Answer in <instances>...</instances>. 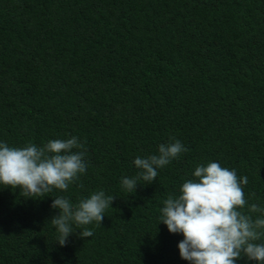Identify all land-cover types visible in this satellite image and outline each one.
<instances>
[{"label": "trees", "instance_id": "trees-1", "mask_svg": "<svg viewBox=\"0 0 264 264\" xmlns=\"http://www.w3.org/2000/svg\"><path fill=\"white\" fill-rule=\"evenodd\" d=\"M72 136L89 167L67 191L0 186V264H189L161 209L209 162L248 177L241 211L264 218V0H0V142ZM171 138L188 151L128 193L134 159ZM101 190L102 225L60 246L53 199Z\"/></svg>", "mask_w": 264, "mask_h": 264}, {"label": "clouds", "instance_id": "clouds-1", "mask_svg": "<svg viewBox=\"0 0 264 264\" xmlns=\"http://www.w3.org/2000/svg\"><path fill=\"white\" fill-rule=\"evenodd\" d=\"M187 151L179 140L171 138L158 146V154L137 156L133 163L140 171L134 177L122 178L123 188L131 194L140 180L154 182L158 169ZM86 156L85 144L76 136L49 140L43 146L29 142L22 148L0 142V186L18 188L34 200L54 189L67 191L86 173ZM193 175L196 179L186 180L178 196H168L160 215V223L170 233L183 235L178 244L181 259L189 264H238L247 257L250 262L264 264V243H257L264 236V218L254 220L241 211L247 204L243 185L248 177H238L235 169L218 162L197 166ZM115 199L103 190L77 203L64 196L54 198L51 208L59 214L50 222L58 233L57 243L66 246L69 236L76 233L73 225H102L104 213ZM250 210L262 211L256 204ZM78 235L84 239L93 232L85 227Z\"/></svg>", "mask_w": 264, "mask_h": 264}]
</instances>
